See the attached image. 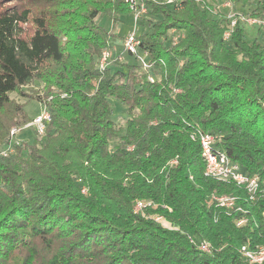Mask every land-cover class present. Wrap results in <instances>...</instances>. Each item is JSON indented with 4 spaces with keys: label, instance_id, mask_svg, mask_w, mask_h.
I'll list each match as a JSON object with an SVG mask.
<instances>
[{
    "label": "trees",
    "instance_id": "16d2710c",
    "mask_svg": "<svg viewBox=\"0 0 264 264\" xmlns=\"http://www.w3.org/2000/svg\"><path fill=\"white\" fill-rule=\"evenodd\" d=\"M142 2L151 68L101 71L112 35L98 18L120 23L131 0H0V151L32 122L11 94L51 115L32 146L0 158V264H250L241 247L264 246V199L237 227L212 195L245 193L205 176L199 141L213 136L264 185V45L246 41L242 22L225 40L217 0ZM263 15L260 0L250 17ZM30 85L39 93L24 94Z\"/></svg>",
    "mask_w": 264,
    "mask_h": 264
},
{
    "label": "built area",
    "instance_id": "2783aa9c",
    "mask_svg": "<svg viewBox=\"0 0 264 264\" xmlns=\"http://www.w3.org/2000/svg\"><path fill=\"white\" fill-rule=\"evenodd\" d=\"M160 5L174 6L180 3V0H152ZM225 7H233L231 2L226 3ZM131 8L135 14L136 22L140 20L141 16L146 13L145 3L139 0H131ZM213 13L216 12L213 10ZM231 20L230 29L225 32L224 39L229 40L231 38L232 32L238 23H248L250 25L257 24V20L253 18H246L240 14H233L228 16ZM124 49L131 55L138 57L141 61V68L148 70L151 68L149 63V54L143 52L141 49V41L138 38L137 33L133 32L129 34L124 39ZM144 55L148 58V61L144 57H139ZM122 58L119 57L117 61L113 60L111 57L110 50H105L99 60L98 68L101 71L107 70L113 63L121 62ZM151 82L154 81L152 77H149ZM51 121V115L46 110L41 116L32 120L31 123L26 125V127H35L39 135H43L47 125ZM22 131V128H13L10 133V143L8 148L0 151V158L7 157L13 151V145L19 144L16 142L12 144L14 137ZM201 155L205 163V176L214 179L218 182L232 183L235 184L239 189H242L245 193V197L241 198L239 196L233 195H212V202L222 209L229 216L239 215L236 219L237 227H243L249 223V209L248 204L257 202L260 199H264V185H262L258 177H250L242 172V169L238 163H235L226 153L220 151L215 147L216 139L209 134H201L199 136ZM244 202L247 207L241 204ZM143 204L139 203L137 210H141ZM161 218H157L159 221ZM199 248L205 252H209V245L202 243ZM240 254L242 257L250 264H264V246L257 245L255 248L248 246H242L240 249Z\"/></svg>",
    "mask_w": 264,
    "mask_h": 264
},
{
    "label": "rangeland",
    "instance_id": "374dc122",
    "mask_svg": "<svg viewBox=\"0 0 264 264\" xmlns=\"http://www.w3.org/2000/svg\"><path fill=\"white\" fill-rule=\"evenodd\" d=\"M139 1L142 2V0ZM228 2L232 3L233 6L232 8L225 7L226 3ZM259 2L260 0H217V6L213 10L216 13H222L225 14L226 16H232L235 13V14L243 15L246 18H250L251 12L257 9ZM145 7H146L145 14H147L148 9L146 5ZM130 12L131 13L123 17L120 23H114L112 17L108 15L100 16L98 18V23L100 24V26H102L106 31H108L112 35L110 38L109 50L111 52V57L113 60L117 61L118 58L121 57L122 58L121 63H127L129 65H141L140 64L141 61L138 57L131 55L129 52H127L124 49V39L133 32L137 33L138 37L142 36L145 33L149 34L151 33L153 27H151L152 24H149L147 22L146 20L147 18H144L143 21V17L145 15H142L140 20L136 22L135 14L132 8H130ZM253 19H256L258 23L255 25L242 23L246 35V41L251 44L255 40L259 39V43L264 45V15L261 18H253ZM152 23H155V20L153 18H152ZM259 28H262V34L260 36L258 34ZM179 34L180 32H175L174 30L170 31L168 33L169 39L167 43L169 45L172 44L173 41L177 40ZM141 52L142 51H140V54H138V56L140 58L144 57V59L148 61L147 57H145L144 55L141 56ZM123 70L127 71L126 68H124ZM21 90L26 95H36L39 93V89L37 87L33 88L32 85L28 87H24ZM11 97L24 105L25 111L30 120H34L38 118L46 111L43 104H41L37 100L22 97L18 93L11 94ZM110 103L112 106L113 118L115 122L117 123L125 122L129 117L126 106L118 99H111ZM38 136L39 134L35 127L25 126L22 128V131L14 137V139L12 140V144L19 142V143L27 144L28 146H32Z\"/></svg>",
    "mask_w": 264,
    "mask_h": 264
}]
</instances>
